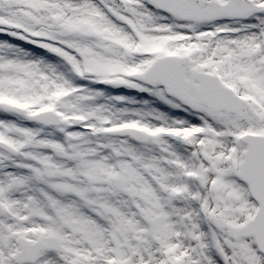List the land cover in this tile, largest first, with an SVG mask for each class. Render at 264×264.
Returning a JSON list of instances; mask_svg holds the SVG:
<instances>
[{"label": "snow or ice", "instance_id": "1", "mask_svg": "<svg viewBox=\"0 0 264 264\" xmlns=\"http://www.w3.org/2000/svg\"><path fill=\"white\" fill-rule=\"evenodd\" d=\"M0 264H264V0H0Z\"/></svg>", "mask_w": 264, "mask_h": 264}]
</instances>
